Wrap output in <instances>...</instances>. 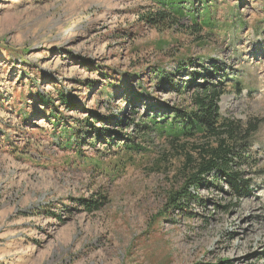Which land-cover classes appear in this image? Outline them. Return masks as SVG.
<instances>
[{
    "label": "rangeland",
    "instance_id": "1",
    "mask_svg": "<svg viewBox=\"0 0 264 264\" xmlns=\"http://www.w3.org/2000/svg\"><path fill=\"white\" fill-rule=\"evenodd\" d=\"M180 7L156 28L147 17L173 11L156 0H0V264H264V229L239 238L264 220L237 217L264 199V0ZM217 83L224 117L260 120L249 188L220 178L174 207L204 140L143 121L189 112L194 87Z\"/></svg>",
    "mask_w": 264,
    "mask_h": 264
},
{
    "label": "trees",
    "instance_id": "2",
    "mask_svg": "<svg viewBox=\"0 0 264 264\" xmlns=\"http://www.w3.org/2000/svg\"><path fill=\"white\" fill-rule=\"evenodd\" d=\"M156 1L164 6H171L173 11L170 14L164 11L147 17V22L154 27L161 28L166 24L175 23V19L184 15L180 7L184 4V0ZM192 19L197 22L194 17ZM210 24V8L204 6L200 27L203 28ZM196 25L195 27H197ZM193 32L197 33L198 30ZM203 78H207L205 74ZM224 93L222 83L196 86L192 92V110L189 112L183 113L174 110L171 112L173 115L170 118H165L161 122L150 119L143 121L144 130L155 131L160 135L166 134L173 138V141H179V138L195 140V137L204 140L203 144L194 145L192 153L186 154L184 160H181L175 178L180 179L182 186L178 191L172 190L170 194V203L174 207L181 203V199H188L192 189L197 190L204 184L216 182L220 178H223L225 184L236 191V194H240L249 188L247 186L249 181L245 179L240 165L251 159L252 140L254 134L259 130L260 120H250L243 123L234 118L224 117L220 111V102ZM40 99L45 105L47 104L45 100ZM169 119H171V124L168 122ZM56 122L58 123L57 120ZM117 124L118 127L122 125L121 122ZM70 132L73 131L67 130L66 133L70 134ZM184 147L181 146L183 149ZM120 150L125 153L139 151L134 144L124 145ZM181 193L184 195L181 196ZM85 206L93 211V206L89 202H86Z\"/></svg>",
    "mask_w": 264,
    "mask_h": 264
},
{
    "label": "bare ground",
    "instance_id": "3",
    "mask_svg": "<svg viewBox=\"0 0 264 264\" xmlns=\"http://www.w3.org/2000/svg\"><path fill=\"white\" fill-rule=\"evenodd\" d=\"M243 210H244V212H242V213H240V214L237 215L238 219L239 218H242V217L250 218V219H253V218H256V217H261L264 220V199H260V200L259 199H256V203L251 202V201L248 202V203H245V206H244ZM257 211H259V214H257ZM257 229H262V232H263L264 223H262L260 225H254L252 223V226H250L247 229L248 231H243L242 232V236H239V238L240 239L241 238L247 239L249 237L247 235H250L251 236V234L254 231H256ZM242 230H244V227L240 226L238 233L241 232ZM238 233H236V234H238ZM261 235H262L261 232H256L255 235L253 234V237L255 236V237L259 238Z\"/></svg>",
    "mask_w": 264,
    "mask_h": 264
}]
</instances>
